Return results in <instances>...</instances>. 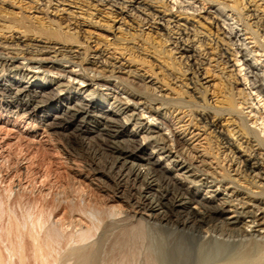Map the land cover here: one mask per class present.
I'll use <instances>...</instances> for the list:
<instances>
[{
    "label": "bare ground",
    "instance_id": "6f19581e",
    "mask_svg": "<svg viewBox=\"0 0 264 264\" xmlns=\"http://www.w3.org/2000/svg\"><path fill=\"white\" fill-rule=\"evenodd\" d=\"M52 1L67 3L68 6L78 5L79 10L86 7V21L94 26L99 23L93 22V15L89 13L92 10L104 13L106 22L120 18V21L128 20L137 27L148 26L152 34L139 32L138 37H159L161 42L158 47L153 46L151 38L152 42L146 39L148 45L151 44L152 55L162 59L171 72L177 71L179 77L184 78L189 73V78H184L187 81L185 87L192 85L194 92L200 95L199 102H191L199 111H196V117L191 114L193 118L189 123L196 121L193 126L199 128V123L203 134L209 132L206 135L209 137L207 143L211 145V139L214 140L215 158L219 161L221 157L218 158V153L222 151L224 159L221 163L227 161L232 171L222 168L224 174L217 182V177H210L207 170L194 164L196 158L192 152L187 156L178 151L173 153V143L174 149L184 148V145L163 119L158 125L169 132L171 141L158 128L147 127L140 122L143 114L137 113L133 106L139 105L145 109L144 114H151L148 102L138 104L131 98L124 100L111 91L103 94L95 91L90 84L85 86L84 91L83 88H72L68 82L23 71L0 58V70L5 76L0 81V103L6 108L21 111L32 121L40 118L46 128L62 132L69 150L68 156L85 161L87 172L102 174L110 182H103L100 188L108 195L101 207L86 208V199L82 196L77 201L80 207L78 212L88 221L85 227L72 224L63 227L51 219L52 212L21 208L20 204L19 211H16L11 208L9 195L0 199V264H102L105 260L101 259L105 257L101 256L104 255L102 250L106 251L107 245L105 254L111 259L109 264H130L139 258L143 259L144 264H264L263 208L248 206V202L243 201L233 205L228 194H217L221 189L226 191L224 185H233V189L237 187L230 179L231 172L250 180L249 185L256 189L264 188L260 187V182H264V164L260 154L252 150L250 143L254 133L251 135L252 132L247 129L240 110L244 101H236L237 94L233 93L236 81L232 82L233 76L230 75L227 80L221 76V84L226 88L221 103L227 108L214 111L217 107L210 106L204 91L208 86L203 88L201 84L209 71L208 68L202 69L204 58L208 62L213 61L217 69L222 67L224 70L230 60L225 55L234 57L233 62H237L236 56L240 54L246 68L244 76L248 78L249 90L264 100V73H259L261 63L256 58L259 52L264 57V42L260 39H264V10L261 8L260 14L259 8L250 10L252 5L248 0H232L234 5L230 7L219 0H156L150 1V4L138 3L137 0H47L48 6ZM172 1L178 7L174 14L180 19L174 14L166 19L168 15L165 14L173 11L169 5ZM261 1L264 5V0ZM154 4H159L163 11H157ZM44 8L48 7L45 5ZM243 10H246L245 18L240 13ZM229 13H232L231 16ZM189 16L207 23L206 35L192 25H187ZM250 21H254V24ZM16 28L24 30L16 33L20 35L19 38L11 35L4 42L0 41V56L4 54L2 51L8 55H24L23 59L28 64L38 66L30 68L43 69L46 73L62 77L73 75L72 71L60 70L62 67L54 63H69L66 55L75 46L73 38L76 37L45 29L34 32L37 39L32 40L27 38L31 34H28L27 27L19 25ZM246 39L255 43L254 51L245 45ZM166 44H170L172 49L164 50ZM87 47L91 52L90 47ZM175 53L179 55L178 59ZM82 56V61H88L89 57L94 64H100L103 72L109 74V77L101 75L103 79L83 76L82 83L111 87L113 83L110 84L108 78L122 83L121 78L116 76L122 70L119 66L108 63L96 52L86 51ZM131 76L139 79L135 73ZM163 78L165 84H168L165 80L175 79L170 80L169 75ZM128 91L133 93L134 89L129 86ZM79 93L83 95L79 96ZM153 100L161 105L165 103L164 99L157 96ZM167 103L170 110L174 109L173 114L177 109L192 108L183 102ZM104 104L106 107H103ZM224 114L229 119L227 124L233 127L232 131L226 130V134L222 131L223 125L218 122ZM149 118L154 119V114ZM180 119L176 117L174 120L180 124ZM127 122H132V126L138 128L128 131L125 127ZM186 131L182 130L181 134ZM139 133H144L140 142L136 139ZM234 135L242 143L234 141ZM147 145L153 149L151 152H147ZM261 146L264 148V144ZM155 152L159 155L156 159L153 157ZM161 162H165L164 166H161ZM182 163H186V166L179 167ZM202 176L209 177L201 180ZM209 178L213 180L208 182ZM256 179L259 181L256 182ZM183 183L192 185V190L185 188ZM202 188L205 194L201 196L199 192ZM55 201L61 204L63 200ZM75 204L70 202L73 209L77 206ZM211 245L218 248L214 249Z\"/></svg>",
    "mask_w": 264,
    "mask_h": 264
},
{
    "label": "rangeland",
    "instance_id": "374dc122",
    "mask_svg": "<svg viewBox=\"0 0 264 264\" xmlns=\"http://www.w3.org/2000/svg\"><path fill=\"white\" fill-rule=\"evenodd\" d=\"M2 1H4L5 4H0L1 42L7 40L11 35L15 38H19L20 35L16 33H20L24 30H18V28H16L20 25L22 28L27 27V30L29 31L28 34L31 33L27 36L28 39H37L36 33L34 32L51 29V31H58L64 35L76 37V39L73 38V44H76L72 50H70L71 53L66 55V60H68L69 63H54L55 65L62 67L60 70L64 69L65 71H72V76L62 77L52 73H46L43 69L30 68L38 66L28 64L27 61L23 59L25 57L24 55L16 53L8 55L7 53L5 54V51L1 50L4 53L0 56L1 60H6L7 62L10 61V63H13L23 71L25 70L41 76H50L51 78L68 82L72 85V88H83L84 91L86 89L85 86L90 84L95 91L97 90L103 94L111 91V93L114 92L124 100L126 98H131L138 104L143 103L144 101L148 102L151 107V114H154V119L149 118L151 114H144L145 109L143 107L140 108L139 105L133 106L135 110H137V113L143 114L140 122L145 124L147 127L158 128L157 130H160L161 133L167 136L168 140L171 141L169 132L165 131L162 126L158 125L160 119H163L164 123H166V125L168 124L167 126H170L173 129L175 137H177L184 145V148L180 147L174 149L173 143V153L178 151L182 155L187 156L189 152H192V156H194V159L196 158V163L194 164L205 171L207 170L210 177H217V182L220 181V177L224 174L223 169L227 168L229 170L230 167H232L229 163L227 164V161L221 163V160L224 159V156L221 155L222 151L218 153V158L221 157L220 160L217 161L215 158L216 151L214 148V140L210 137L212 143L211 145H208L207 143L209 137H206V135H208L209 132L207 131V133L203 134L204 131L200 128L201 125H199V123L198 127L200 129L197 128V126H193V124L197 123L196 121H193L191 124L189 123L193 118L191 114L196 117V111H199L191 105V102H199L200 95L194 92L192 85L189 84L188 87H185V82L187 81H185L184 78L188 79L189 73L184 78L179 77L180 75L177 71L174 70V72H171L170 68L162 62V59L152 55L153 52L150 48L151 44L148 45L146 39L151 38L154 43L151 39H149V42H152L153 46L158 47L161 42L159 37L156 35H152V37L147 35L138 37L140 33H149L150 30L148 29V26L137 27L135 23L128 20H125L124 22L120 21V18H117L114 22H106L107 19L104 13L92 10L89 13H92L93 15V22L99 23L94 26L86 21L87 16L84 15V12L87 10L86 7L79 10L78 5L76 7L74 5L68 6L69 4L67 3L60 4L56 1H52L49 6L47 0H0V2ZM137 1L138 3L145 2L150 4V1L155 2L156 0ZM161 1L165 2L166 0ZM248 1H250L252 5L250 10H254V8L257 10L259 8V11L261 12L258 14L262 13L261 8L264 10V5L261 0ZM219 2L225 3L229 7L234 5L232 0H219ZM175 3V1L174 3L173 1L170 2L169 5L173 7V11L165 14L168 15L166 19L170 18L171 15L176 12L178 7ZM45 5L48 8H44ZM154 6L157 11H163V9L159 8V4H154ZM205 7L208 8V6ZM216 8H218V6H216ZM2 9L4 10L2 11ZM3 12L6 13L3 14ZM240 13L243 15V18L246 17V10H243V12ZM189 14H191V12H189ZM231 14L232 13H229V16H231ZM174 15L177 18V14ZM234 17L235 16H233V18ZM176 18L175 20L180 19V17ZM182 19H184V17H182ZM199 20L200 19L198 18L193 19L189 16L187 17L186 22L187 25H192L201 33L206 35L208 32V25L207 23L205 24V22ZM118 21L120 22L118 23ZM253 22L254 21H250L251 24H254ZM106 23L108 24L106 25ZM106 26H110V28ZM262 28L263 26L261 29ZM133 36L135 37L133 38ZM260 39L264 42V39ZM87 45L90 47L91 52L88 50ZM245 45L249 49H252L253 51L255 50L256 46L252 40L246 39ZM170 49H172L170 44L164 45V50ZM86 51L87 53H99L108 63H113L119 66L122 70L121 73L116 76L121 78L122 83L113 78L107 79L110 84L113 83L111 87H103L89 82L82 83L81 80L83 76L96 79L100 77L103 79L104 75L105 77H109L107 72H103L100 64H94L93 60L89 57L88 61H82V53H85ZM174 55L176 59L179 58L178 54L175 53ZM240 56L241 55L238 54L236 56L237 62H233L234 57L231 58L228 54L225 55V57H227V59L230 58V60L228 62L229 66L226 65L224 70H222V67L217 69V66L213 61L208 62L204 58L202 69L208 68L209 73L207 72V75L204 76L205 80H203L201 84L203 85V88L208 86V88L204 91L207 93L206 97L207 100H209L210 106L215 105V107H217L214 110L216 111L219 108H227L221 103V101H223V96L226 95V88H224L221 84L220 77L222 76L224 78L223 80H227L226 78L230 75L233 76L232 78L234 79H232V82L236 81V89L233 90V93L237 94L236 101L239 103L244 101V106H240V110H242V116H244L243 118L246 121L247 129L252 132L251 135L254 133L250 143L252 145V150L260 154V159L264 164V148L261 146L264 144V100L263 98L257 96L255 92L249 90L248 78L244 76L246 68L242 63ZM257 56L258 57L256 58H259V63H261V67L258 68H261L259 73H264L263 53L259 52L257 53ZM10 57H13L14 59H10ZM48 57H53V55H49ZM130 60H134V62ZM56 68L58 67L56 66ZM131 73L137 74L139 79L133 78L131 76L133 74ZM165 75H169L170 80L175 78L173 79L174 81L165 80L169 85L167 83L165 84L163 82V77ZM0 76L1 81V79H4L5 77L1 70ZM152 83L154 84L151 85ZM225 84L226 83H224V85ZM128 85L134 89L133 93L128 91ZM51 87L54 89L56 88L53 84H51ZM219 89L222 93H220ZM75 93L77 92L75 91ZM239 94L241 95L239 96ZM78 95L81 96L83 94L79 93ZM154 95L155 97L157 96V98L164 99V105H161L158 101H152V99L155 98ZM170 101L172 104L175 102H183V104H187H185V106L191 105L192 108L177 109L173 114L172 112L174 109L170 110L167 103L169 102L171 105ZM103 107H106L105 104ZM158 107H160L159 111L156 110ZM248 107L251 108L248 109ZM176 117L181 118L180 124L174 120ZM122 120L123 119L121 118V121ZM228 121V116L225 114L218 120V122H221L220 124L223 125L222 131H224L225 134L226 130H233V127H230L227 124ZM43 124L44 122L40 118H34L32 121L30 117L23 115L21 111H17L12 107L6 108L2 102L0 103V199L9 195L10 201H12L11 208L16 211H19L18 205L20 204V206H22L21 208L31 207L34 211L43 209L47 213L52 212L51 219H53L54 222L60 223L63 227H67L69 224H72L73 226L80 225L81 227H85L87 220H85L82 214L78 212L80 207L77 201H79L82 196L86 199V208H88L87 206L101 207L104 200L108 199V195L100 188L102 187L103 182L108 184H110V182L106 177L102 176V174L99 175L98 173L92 174L87 172L85 161L80 160L77 157L72 158L68 156L67 153L69 150L66 146L64 138L61 135L62 132L46 128ZM132 125V122H127L125 127L128 131L136 130L138 128V126L133 127ZM184 129L187 130L186 133L181 134V131ZM143 134L144 133H139L137 135V141H141L140 139ZM237 137V135H234V141ZM255 138H258L256 139L257 142ZM173 139L172 141H174ZM236 141H238L237 143H242L239 142V140ZM242 147H244V145H242ZM146 150L147 152H151L153 149L147 145ZM153 157H155V159L158 158V153L155 152ZM177 161L180 163L179 158ZM164 163L165 162H161V166H164ZM178 166L185 167L186 163H182L181 166ZM230 171H232V168ZM229 175L230 179L234 181L233 183L234 185L236 184L237 187L233 189V185H224L226 191L223 192L221 189L217 194H221V192L224 195L228 194L230 200L233 201V205H236L239 201H243L246 203L248 202V206H259L264 210V188H254L251 184L249 185L250 180L248 181L247 179H242L241 177L235 175L234 172H231ZM197 176H199V174H197ZM206 177L202 176L200 179L203 180ZM250 177L252 178L253 176L251 175ZM207 180L208 182H211L213 179L209 178ZM255 181L258 182L259 179H256ZM260 183L262 184L260 187L264 186L263 181ZM214 184H216V182L213 183V185ZM183 185L185 188H189V191L192 190V185H188L186 183H183ZM204 190L205 189L202 188L199 195L205 194L203 193ZM97 196H99V200L97 199ZM56 199H60L61 201L63 200L65 203L62 201L61 204H57L55 201ZM70 202H73L74 204L76 203L75 205L77 206L73 209L70 206ZM252 210H254V208H252ZM211 246L214 249L218 248H215L216 245ZM105 248L106 251L102 250L104 255L101 254V256L105 257H101V259H105L104 261L106 262L104 263L103 261L102 264H109L111 259H109L110 257L106 255L108 245L105 246ZM106 258L108 259L106 260ZM115 262H117V260ZM143 262V259L139 258L130 264H144Z\"/></svg>",
    "mask_w": 264,
    "mask_h": 264
}]
</instances>
